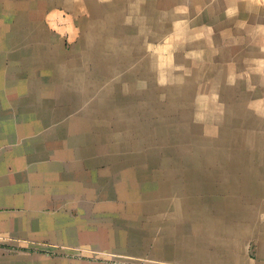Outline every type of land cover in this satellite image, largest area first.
Wrapping results in <instances>:
<instances>
[{
	"label": "rangeland",
	"instance_id": "374dc122",
	"mask_svg": "<svg viewBox=\"0 0 264 264\" xmlns=\"http://www.w3.org/2000/svg\"><path fill=\"white\" fill-rule=\"evenodd\" d=\"M205 3L0 0V93L7 106L96 110L86 129L55 133L87 166L102 156L104 186L128 156L136 191L148 168L230 171L261 187L264 207V61L240 50L237 11Z\"/></svg>",
	"mask_w": 264,
	"mask_h": 264
},
{
	"label": "crops",
	"instance_id": "0c3cea01",
	"mask_svg": "<svg viewBox=\"0 0 264 264\" xmlns=\"http://www.w3.org/2000/svg\"><path fill=\"white\" fill-rule=\"evenodd\" d=\"M219 1L237 11L250 67L263 63L264 0H205L204 8ZM3 92L0 264H264L263 193L246 176L148 168L136 191L126 156L104 186L102 156L87 166L55 133L86 129L96 110L7 106Z\"/></svg>",
	"mask_w": 264,
	"mask_h": 264
}]
</instances>
